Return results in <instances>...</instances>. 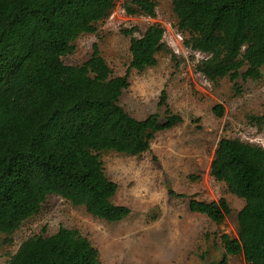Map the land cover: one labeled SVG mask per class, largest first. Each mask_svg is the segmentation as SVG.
Wrapping results in <instances>:
<instances>
[{"label": "trees", "instance_id": "trees-1", "mask_svg": "<svg viewBox=\"0 0 264 264\" xmlns=\"http://www.w3.org/2000/svg\"><path fill=\"white\" fill-rule=\"evenodd\" d=\"M159 0H128L131 17L155 18ZM117 0H0V233L10 235L39 213L46 198L59 196L107 223L124 220L129 208L113 202L117 185L101 155L141 156L155 135L182 123L168 108L163 92L159 107L143 119L120 103L128 76L112 72L96 46L81 65L62 58L73 53L82 34L96 31ZM176 28L184 45L206 57L195 71L215 82L238 78L264 82V0H171ZM164 28L150 24L131 38V66H156L165 51ZM245 68L244 70H242ZM222 117L223 108H213ZM264 132V113L250 118ZM210 175L244 203L236 216V237L218 236L227 256L246 264H264V146L221 138ZM172 197H185L168 189ZM188 208L216 225L231 213L228 202L190 198ZM7 264H102L91 241L75 228L23 241Z\"/></svg>", "mask_w": 264, "mask_h": 264}, {"label": "rangeland", "instance_id": "rangeland-1", "mask_svg": "<svg viewBox=\"0 0 264 264\" xmlns=\"http://www.w3.org/2000/svg\"><path fill=\"white\" fill-rule=\"evenodd\" d=\"M127 1L117 0L109 18L96 24L95 33L79 36L73 53L62 61L81 65L96 46L112 77L128 76L120 103L133 117L162 113L158 103L164 92L165 103L182 123L157 133L141 156L101 155L107 177L117 185L113 202L129 208L127 218L107 223L50 195L14 233H0V264H7L29 237L48 236L59 228L78 229L97 248L102 264H213L224 253L218 236L236 237V216L244 203L210 175V164L221 138L264 146V132L250 120L264 113V82L207 80L195 71L206 55L184 45L186 35L176 28L171 0L158 1L153 19L127 15ZM153 23L164 28L166 50L156 55V66L137 71L131 66L130 40ZM218 105L222 117L213 111ZM168 189L185 197L169 196ZM221 197L231 213L219 225L188 208L190 198L211 202ZM227 257L228 264H246L242 256Z\"/></svg>", "mask_w": 264, "mask_h": 264}]
</instances>
